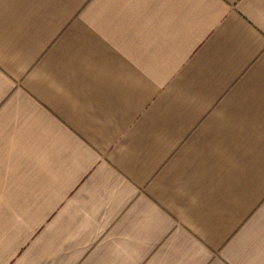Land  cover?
I'll return each instance as SVG.
<instances>
[{
  "label": "crops",
  "instance_id": "0c3cea01",
  "mask_svg": "<svg viewBox=\"0 0 264 264\" xmlns=\"http://www.w3.org/2000/svg\"><path fill=\"white\" fill-rule=\"evenodd\" d=\"M0 264H264V0H0Z\"/></svg>",
  "mask_w": 264,
  "mask_h": 264
}]
</instances>
